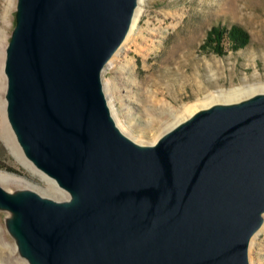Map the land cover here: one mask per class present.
<instances>
[{"label": "water", "instance_id": "95a60500", "mask_svg": "<svg viewBox=\"0 0 264 264\" xmlns=\"http://www.w3.org/2000/svg\"><path fill=\"white\" fill-rule=\"evenodd\" d=\"M137 4L16 0L8 119L31 171L64 194L0 187V210L16 216L6 231L27 264H249L264 215V95L201 110L149 146L130 140L101 75Z\"/></svg>", "mask_w": 264, "mask_h": 264}, {"label": "rangeland", "instance_id": "374dc122", "mask_svg": "<svg viewBox=\"0 0 264 264\" xmlns=\"http://www.w3.org/2000/svg\"><path fill=\"white\" fill-rule=\"evenodd\" d=\"M15 6L16 0H0V65L16 22ZM136 9V24L101 75L114 122L133 142L154 144L187 109L214 95L264 86V0H142ZM233 25L248 33V45L231 51L225 42L224 55L215 54L206 44L208 32ZM5 84L1 94L7 101V78ZM6 126L0 120V174L6 179L0 187L62 196L12 154L2 138ZM10 214L0 210V231L16 250L5 227L6 222L10 229ZM259 230L248 247L249 264H264V225ZM17 251L1 255L0 264H27Z\"/></svg>", "mask_w": 264, "mask_h": 264}, {"label": "bare ground", "instance_id": "6f19581e", "mask_svg": "<svg viewBox=\"0 0 264 264\" xmlns=\"http://www.w3.org/2000/svg\"><path fill=\"white\" fill-rule=\"evenodd\" d=\"M141 1L137 0V3L141 2ZM139 13H140V11L135 9V12H134V15H133V18H132V23L130 25L129 30L132 28V26H134V23L136 24V20L138 18ZM129 34H130V32H129ZM5 62H6V60H5V56H4L3 50H2V64L0 65V105H1L0 120L7 125L2 131V138L5 140V142L9 146L12 154L23 165H25L27 168L32 170L31 163L27 159H25V157L23 156V154H22V152H21V150H20V148H19V146L17 144L16 138H15V135H14V131L12 129V126H11L10 122H9L8 113H7V110H6V106L8 104V101H5L4 97L1 94V91L5 90V86H6L5 79L6 78H7V84H8V77H7V73H6V69H5V64H6ZM5 76H6V78H5ZM6 94H7V91H6ZM261 95H264V86L263 87L260 86V88H254L253 87V88H250V89H233V90H230L228 92H224V93H220L218 95H214L208 101H206L205 103H203L201 105L192 106L191 108L187 109V111L184 113L182 119L178 120L179 122L176 123L175 125H173V127H171V128H174L178 124L186 121L188 118H190L191 116H193L194 114H196L197 112H199L201 110H205V109H208V108H211V107H214V106L237 105V104L243 103L245 101L251 100V99H253V98L257 97V96H261ZM6 100H7V95H6ZM7 121L9 122L8 123L9 126L7 124ZM171 128H170V130H171ZM34 172L35 173H39L40 175H42L40 172H38L36 170ZM43 177L45 178V180L48 182L49 186L51 187L50 190L52 189L54 191V193L61 191L59 188L56 187L55 183L52 180L48 179L45 176H43ZM5 181H6V179L4 177V174L3 175L0 174V182H5ZM24 193H26V192L24 191ZM15 219H16V216L13 213L8 216L7 223L9 225V228L14 223ZM262 225H264V215H263V223H262ZM256 235H257V233L252 237L250 243L252 242V240L254 239V237ZM16 245H17L16 250L18 249V252H20L21 251V246L19 245L18 242L16 243ZM16 250H15V248L13 246L8 245L7 243H5L4 237L2 236V232L0 231V257H1V255L2 256H10V255L13 256L12 254H15Z\"/></svg>", "mask_w": 264, "mask_h": 264}, {"label": "trees", "instance_id": "16d2710c", "mask_svg": "<svg viewBox=\"0 0 264 264\" xmlns=\"http://www.w3.org/2000/svg\"><path fill=\"white\" fill-rule=\"evenodd\" d=\"M225 42L228 44L229 50L237 51L248 45L249 35L244 29L236 25L229 29L219 26L211 28L206 37V44H211L215 54L224 55Z\"/></svg>", "mask_w": 264, "mask_h": 264}]
</instances>
